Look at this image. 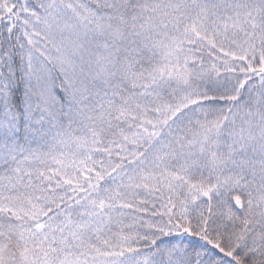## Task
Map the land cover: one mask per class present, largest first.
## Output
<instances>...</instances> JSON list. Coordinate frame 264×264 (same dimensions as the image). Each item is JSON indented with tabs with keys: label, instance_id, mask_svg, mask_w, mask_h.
I'll list each match as a JSON object with an SVG mask.
<instances>
[{
	"label": "snow or ice",
	"instance_id": "1",
	"mask_svg": "<svg viewBox=\"0 0 264 264\" xmlns=\"http://www.w3.org/2000/svg\"><path fill=\"white\" fill-rule=\"evenodd\" d=\"M0 264H264V0H0Z\"/></svg>",
	"mask_w": 264,
	"mask_h": 264
}]
</instances>
